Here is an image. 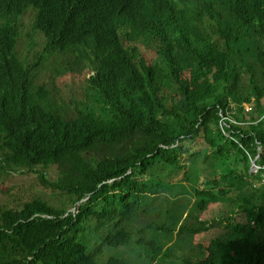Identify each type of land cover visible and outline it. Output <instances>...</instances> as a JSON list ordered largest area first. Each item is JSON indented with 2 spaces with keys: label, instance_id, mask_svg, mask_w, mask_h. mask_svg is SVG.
I'll return each mask as SVG.
<instances>
[{
  "label": "trees",
  "instance_id": "obj_1",
  "mask_svg": "<svg viewBox=\"0 0 264 264\" xmlns=\"http://www.w3.org/2000/svg\"><path fill=\"white\" fill-rule=\"evenodd\" d=\"M53 1L28 63L0 24V170L67 203L0 190V264H264V0Z\"/></svg>",
  "mask_w": 264,
  "mask_h": 264
},
{
  "label": "rangeland",
  "instance_id": "obj_2",
  "mask_svg": "<svg viewBox=\"0 0 264 264\" xmlns=\"http://www.w3.org/2000/svg\"><path fill=\"white\" fill-rule=\"evenodd\" d=\"M32 47L30 43L25 42L24 40H19L17 43V51L21 56H23L25 61H29L30 58L32 57ZM65 80V79H64ZM64 80L59 82V85L64 82ZM80 87L81 84H69L66 86L63 85L60 89L61 95L63 98L66 100V96H74V97H79L80 96ZM38 170H41V168H38ZM165 171V170H164ZM58 169L55 165L50 166L47 171L46 175L48 178L53 179L58 176ZM180 188L178 187L179 194H181V197L179 199H189L193 198V194H191L189 187L183 182H181ZM179 186V185H178ZM28 187L32 190L35 188L38 189V191L41 193L40 196L44 199H47L54 205H63L66 204L67 201L66 199H63L62 195L59 192H52L47 189V187L40 185L39 180L37 178V175L33 172H30V170L25 169V168H18L13 171H8V172H3L0 170V190H2L6 196L8 192H12L8 196V201L12 202V199L15 195L21 194L22 190ZM1 197V201L3 200L4 202H7V197L5 198ZM93 225V223H92ZM102 243L101 238L93 233V238L90 240V247H94V249ZM122 249L125 248L126 252H131L137 248V245L135 246L134 244H128L123 247ZM116 249L110 248L108 249L106 246H103V252L97 257L98 263L99 264H106L108 257L112 252L114 253ZM111 252V253H110ZM110 253V254H109ZM109 254V256H108ZM108 256V257H107ZM168 264V263H164Z\"/></svg>",
  "mask_w": 264,
  "mask_h": 264
},
{
  "label": "clouds",
  "instance_id": "obj_3",
  "mask_svg": "<svg viewBox=\"0 0 264 264\" xmlns=\"http://www.w3.org/2000/svg\"><path fill=\"white\" fill-rule=\"evenodd\" d=\"M60 1L63 4V0ZM86 1L88 10L92 11L93 15L94 12H96L100 7H103L99 0ZM14 2L18 10L25 11L22 14L15 15L6 13L0 7V24L3 26L11 25L12 27L16 25L18 30V41L24 40L25 42L30 43L32 48L36 46L42 49V51L47 49V46L51 42L48 35L51 30V25L47 24L43 20V17L45 14L53 12L58 14L60 8L54 3L53 0H14ZM76 5V3L70 0L68 10H72ZM94 17V27L96 28L99 27L97 23L98 17L96 15H94ZM63 26L64 29L71 35L75 29H83V27L79 23L75 22L67 14H65L63 17ZM74 37L82 38L81 35ZM15 45L17 50V44ZM17 54L21 56L18 51ZM49 60L52 63L54 61V58H50Z\"/></svg>",
  "mask_w": 264,
  "mask_h": 264
},
{
  "label": "water",
  "instance_id": "obj_4",
  "mask_svg": "<svg viewBox=\"0 0 264 264\" xmlns=\"http://www.w3.org/2000/svg\"><path fill=\"white\" fill-rule=\"evenodd\" d=\"M255 169H259V167L257 166L256 162L254 161V162H253V167H252V172H253Z\"/></svg>",
  "mask_w": 264,
  "mask_h": 264
},
{
  "label": "built area",
  "instance_id": "obj_5",
  "mask_svg": "<svg viewBox=\"0 0 264 264\" xmlns=\"http://www.w3.org/2000/svg\"><path fill=\"white\" fill-rule=\"evenodd\" d=\"M246 110H247L248 112H250V111H252L253 109H252L249 105H247V106H246Z\"/></svg>",
  "mask_w": 264,
  "mask_h": 264
}]
</instances>
